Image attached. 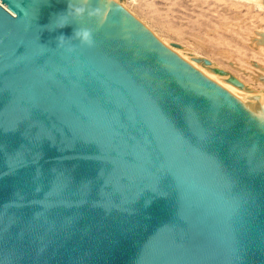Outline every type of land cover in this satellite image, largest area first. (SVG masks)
Returning <instances> with one entry per match:
<instances>
[{"label": "water", "instance_id": "1", "mask_svg": "<svg viewBox=\"0 0 264 264\" xmlns=\"http://www.w3.org/2000/svg\"><path fill=\"white\" fill-rule=\"evenodd\" d=\"M199 60L115 0H0V264H264V93Z\"/></svg>", "mask_w": 264, "mask_h": 264}, {"label": "rangeland", "instance_id": "2", "mask_svg": "<svg viewBox=\"0 0 264 264\" xmlns=\"http://www.w3.org/2000/svg\"><path fill=\"white\" fill-rule=\"evenodd\" d=\"M115 1L150 32L177 45L181 51L186 50L184 53L190 57L208 60L213 69L230 74L245 88L262 95L264 43L258 42L264 34L262 3L256 0Z\"/></svg>", "mask_w": 264, "mask_h": 264}, {"label": "bare ground", "instance_id": "3", "mask_svg": "<svg viewBox=\"0 0 264 264\" xmlns=\"http://www.w3.org/2000/svg\"><path fill=\"white\" fill-rule=\"evenodd\" d=\"M244 1H250V0H244ZM253 2H254V0H252ZM251 1V2H252ZM260 2V4L261 5H264V0H256V2ZM258 5V4H257ZM122 7V6H121ZM123 8V7H122ZM124 9V8H123ZM130 13V12H129ZM260 36V35H259ZM260 41H258V42H261V43H264V34H261V36H260ZM171 44V43H170ZM172 45V44H171ZM183 50V49H182ZM186 51V50H185ZM184 51V52H185ZM196 54V53H195ZM194 55V54H193ZM196 56V55H195ZM192 59H194V60H196V61H198V62H200V60H199V58L198 59H196V57L194 58V56L193 57H191ZM201 63V62H200ZM214 65L213 64H211L210 66H207V67H209V68H211V69H213L212 67H213ZM216 69V68H215ZM222 76H224L225 78H227V76L226 75H222ZM245 87V86H244ZM242 91H245V92H247V93H249V94H251V95H253V96H255V97H258V98H260V99H262V97H263V93H264V91L262 92V95H260V94H258V93H256V92H254V91H252V90H249V89H247V88H244V89H241Z\"/></svg>", "mask_w": 264, "mask_h": 264}]
</instances>
